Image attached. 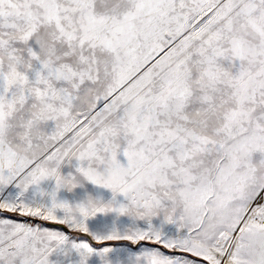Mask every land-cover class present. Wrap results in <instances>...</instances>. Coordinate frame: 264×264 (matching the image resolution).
<instances>
[{
	"label": "snow or ice",
	"instance_id": "6c2138e0",
	"mask_svg": "<svg viewBox=\"0 0 264 264\" xmlns=\"http://www.w3.org/2000/svg\"><path fill=\"white\" fill-rule=\"evenodd\" d=\"M0 264H264V0H0Z\"/></svg>",
	"mask_w": 264,
	"mask_h": 264
}]
</instances>
